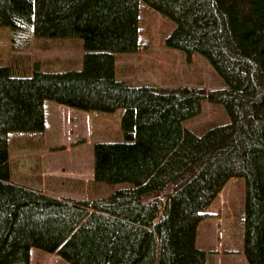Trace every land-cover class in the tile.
Here are the masks:
<instances>
[{
	"label": "trees",
	"instance_id": "1",
	"mask_svg": "<svg viewBox=\"0 0 264 264\" xmlns=\"http://www.w3.org/2000/svg\"><path fill=\"white\" fill-rule=\"evenodd\" d=\"M146 9L171 23L162 44L204 57L222 87L120 74V58L149 49ZM0 31L12 53L0 56V264H32L34 250L69 264H214L197 240L231 179L243 180L241 252L264 264V0H0ZM52 40L76 42L78 66L32 54ZM49 101L121 110L123 139L94 146L109 193L75 199L15 179L13 151L45 145ZM204 101L227 120L198 131L186 122Z\"/></svg>",
	"mask_w": 264,
	"mask_h": 264
},
{
	"label": "rangeland",
	"instance_id": "2",
	"mask_svg": "<svg viewBox=\"0 0 264 264\" xmlns=\"http://www.w3.org/2000/svg\"><path fill=\"white\" fill-rule=\"evenodd\" d=\"M164 26L166 31L161 28ZM171 23L152 10L144 11L143 40L149 44L138 58H120L122 68L132 66L128 78L134 84H156L172 87L184 84L201 85L208 90L222 87L223 82L210 63L202 56L187 58L183 53L166 48L162 43ZM49 51L35 49L32 54L55 56L56 67L76 65L82 56L77 43L52 40ZM5 31H0V56L12 55ZM0 57V58H2ZM55 64V63H51ZM78 66V65H76ZM127 69H129L127 67ZM200 115L186 122L198 131L209 125L227 120L220 106L204 101ZM45 145L42 149L24 148L13 151L15 179L37 184L47 193L56 196L89 199L109 193L112 188L94 181V146L103 139H123L121 110L113 113L85 112L46 103ZM243 180L231 179L215 204L214 215L206 219L200 228L197 244L207 251H214V264H248L241 252V221ZM32 264H69L56 254L34 250Z\"/></svg>",
	"mask_w": 264,
	"mask_h": 264
},
{
	"label": "crops",
	"instance_id": "3",
	"mask_svg": "<svg viewBox=\"0 0 264 264\" xmlns=\"http://www.w3.org/2000/svg\"><path fill=\"white\" fill-rule=\"evenodd\" d=\"M60 106H62V105H60ZM72 109V108H71ZM47 128V127H46Z\"/></svg>",
	"mask_w": 264,
	"mask_h": 264
}]
</instances>
